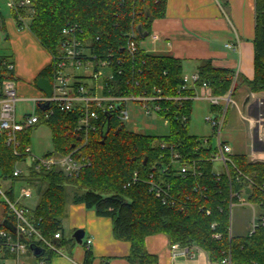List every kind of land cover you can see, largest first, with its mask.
I'll list each match as a JSON object with an SVG mask.
<instances>
[{
	"label": "trees",
	"instance_id": "1",
	"mask_svg": "<svg viewBox=\"0 0 264 264\" xmlns=\"http://www.w3.org/2000/svg\"><path fill=\"white\" fill-rule=\"evenodd\" d=\"M32 3L35 13L29 28L53 55L52 62L39 73L36 85L40 77L54 80L62 30L68 24H77V33L86 41L84 45L89 51L97 59H107L113 65L116 79L110 84L116 90L126 94H151L155 88H161L163 94L179 93L184 81L182 60L173 55L149 52L141 44L145 37L138 29L141 24L150 35L153 20L166 13L167 0H32ZM27 9L29 7L22 11ZM13 14L18 22V13L13 11ZM133 33L137 41L135 51L129 48ZM254 44L255 75L244 82L252 91H264V0H256ZM119 69H122L120 73ZM198 71L197 85L207 81L216 94H227L232 86L234 92L237 89L239 75L235 80L234 70L215 67L211 61H205ZM194 90L191 87L187 93L193 94ZM162 103L171 108L169 112H160L170 120L169 134L152 135L128 129L117 116L119 110L116 108L110 113L109 131L103 142V129L106 128L103 125L109 111L100 110L99 128L90 133L79 151L89 158V163L78 174L69 175L53 169L35 171L27 178L41 194L34 211L41 219L42 231L48 237L60 231L63 245L76 243L74 237L65 238L63 227L66 190L71 184L77 188L75 202L94 208L98 215L112 218L114 236L131 242L127 258L132 264H159V256L146 248V237L159 232L168 235L171 246L198 244L213 262L230 255L236 263L264 264V224L258 225L252 233L233 234L230 206L231 200L236 199L234 193L244 192L264 215V161H253L244 153L233 154L237 167L254 180L251 185L244 177L238 178L233 168L230 176L213 174L211 161L206 163L201 176L169 174L180 201L174 205L164 203L151 189L146 179L158 170L161 155L165 153L161 142L181 143V151H188L191 156L210 152L206 148L197 152L201 139L189 131L193 100H185L181 107L175 101ZM42 111L38 105L36 112L41 114ZM183 114L188 116L187 122H183ZM80 116L78 110L57 109L39 122L48 123L52 128L55 150L47 153L66 154L82 142L75 131ZM35 126L20 134L21 149L29 144ZM22 158L14 153L4 136L0 137V160L7 173L12 174L15 164ZM136 172L138 177L134 179ZM53 255L45 254L48 262ZM92 259L93 253L87 249L84 264H91ZM104 264L110 263L104 260Z\"/></svg>",
	"mask_w": 264,
	"mask_h": 264
},
{
	"label": "built area",
	"instance_id": "2",
	"mask_svg": "<svg viewBox=\"0 0 264 264\" xmlns=\"http://www.w3.org/2000/svg\"><path fill=\"white\" fill-rule=\"evenodd\" d=\"M7 4L12 11L18 13V27L21 29L30 27L32 16L35 13L32 0H7ZM28 7L26 12L22 11ZM77 31V24H68L62 30L54 80L51 81L53 93L51 95L43 93L34 98L37 103L49 102L50 104L48 108H43L41 114L33 112L19 117L17 103L20 96L15 75V61L9 55L0 54V137H5L6 143L13 148L14 153L23 157L21 160L28 161L25 167H21L19 166L21 160H19L11 174V172L5 171L0 160V204L3 206V214L0 218V224H2L0 227V264H26V257L33 254L32 244L39 245L45 250L44 254L36 256L40 264H47L46 253L55 255L65 252V245L61 244V232H56L53 237L46 236L40 227L41 219L34 211L35 206H30L27 203L33 198L35 189L37 190L35 185L27 181V178L31 177L35 171L53 169L62 170L69 175L78 174L89 163V158L81 155L79 149L88 141L90 133L99 128L100 110L111 113L117 108L119 110L117 116L126 120L131 117L128 108L129 102H140L147 114L169 112L170 105H165L162 101H175L181 107L187 99L206 98L213 106L217 107L214 114L207 115L206 120L210 122L218 137V145L214 146L211 143V138L205 137L201 139V147L196 149L197 152L204 148L210 149L209 154L191 156L188 151H181V143L169 141L160 143L165 153L161 155L158 170L151 172L146 180L164 203L174 205L180 202L179 196L174 193L172 182L168 178L169 174L175 173L182 177L201 176L204 174L206 163L210 161L213 162V174L218 176L228 174L230 176L231 168H233L238 178L242 176L249 180L250 185L254 183L251 176L237 167L233 158L232 146L221 139V131L227 119L229 107L236 104L233 97V86L227 94H216L207 81L197 85L196 82L200 79V73L197 71L191 75L183 76L184 81L179 86V93L176 95L163 94L161 88H155L151 94H126L122 90L120 92L110 84L112 80L116 79L113 65L107 59H97L84 45L86 41L78 35ZM134 35L135 33L132 34V37ZM155 37L157 36L155 35ZM227 45L234 46L232 42ZM129 48L131 51H135L137 48L135 39L130 40ZM79 68L85 71H76ZM121 71L122 69H119V73ZM237 77L238 73L235 72V80ZM197 86H201L200 92L195 89L193 94L187 93L191 87L196 88ZM57 109L80 112L81 116L75 131L80 135L82 142L78 146L75 144L74 149L66 154L54 152L37 156L32 153L30 144L21 149L20 134L49 118ZM181 118L183 122L188 120L186 114H183ZM254 124L259 127L258 139L264 141L263 120L259 119ZM257 161L259 160L257 159ZM217 162H221V166L217 167ZM134 176V179H137L138 172ZM17 179L24 183L17 184L15 182ZM34 180L38 182V179ZM234 195L236 199L231 200V208L236 204H254L244 192L237 191ZM261 223L264 224V215L254 213L249 232H254ZM92 241L91 237L83 240L87 249H90ZM178 247L175 250L176 253L194 256L200 246L191 243ZM216 262L219 264H244L233 262L230 255Z\"/></svg>",
	"mask_w": 264,
	"mask_h": 264
},
{
	"label": "crops",
	"instance_id": "3",
	"mask_svg": "<svg viewBox=\"0 0 264 264\" xmlns=\"http://www.w3.org/2000/svg\"><path fill=\"white\" fill-rule=\"evenodd\" d=\"M255 26L256 0H226L225 3L221 0H167L166 13L153 20L151 41L144 47L154 54L180 58L184 75L197 72L205 61L237 72L239 80L235 92L237 90L239 99H235V105L240 119L247 122L246 131L252 139L254 153L250 157L226 142L232 146L233 154L244 153L253 161H264V141L256 137L254 124L264 118V91H252L244 82L255 75ZM5 27L11 44L9 56L15 61L20 100L35 101L34 98L44 93L36 85V79L41 70L52 62L53 55L29 27L21 29L12 19L5 20ZM229 42L234 46H228ZM195 89L198 92L202 90L201 86ZM26 113L29 112L21 116ZM69 214V224L83 228L85 234L93 239L91 264H104V260L110 264H132L127 258L131 242L114 236L112 218L98 215L94 208L80 202L71 204ZM78 244L70 242L67 245L71 256L66 252L55 254L47 264H84L87 247L84 243L82 246ZM178 246H171L168 235L163 232L146 237V248L159 256V264H219L211 261L209 253L201 247L194 256H186L175 252ZM35 263L40 264L39 259Z\"/></svg>",
	"mask_w": 264,
	"mask_h": 264
},
{
	"label": "rangeland",
	"instance_id": "4",
	"mask_svg": "<svg viewBox=\"0 0 264 264\" xmlns=\"http://www.w3.org/2000/svg\"><path fill=\"white\" fill-rule=\"evenodd\" d=\"M222 2L225 3L224 1ZM6 19H12L17 22L12 9L7 4V0H0V54L9 55L11 54V44L8 37V29L5 27ZM142 41L145 43H143V46H146L147 43L151 41V36L148 35L147 37L143 38ZM76 71L84 72L85 70L79 68ZM233 97L235 99H239L237 90L234 93ZM17 106L19 117L24 112L31 113L37 108L35 101H31L28 99H21L20 101H18ZM128 108L130 110L131 117L129 119L123 120L126 128L152 135H166L170 133L171 125L168 118L157 113L147 114L145 112V109L141 106L140 102H129ZM214 108L216 107H214L212 103L206 98L194 99L193 111L191 112L189 120V131L191 134L199 136L200 139L210 137L211 143L214 146H217L218 137L214 132L210 122L206 120L207 115L214 114ZM262 119L264 122V118ZM246 128L247 122L240 119L237 106L235 104L230 105L227 119L221 131V139L223 141L232 143L236 151H244L251 157L254 153V146L251 137L247 134L248 131H246ZM256 134V137L259 138L258 125H256ZM29 144L31 146L32 153L37 156H42L49 151L55 150L51 126L48 123H38L31 131ZM27 162V160H21L19 162V166L25 167ZM216 166H221V162H217ZM15 182L19 185L24 183V181L19 179H17ZM76 189L77 188L75 186L69 184L66 190L67 209L65 217L63 218V227L64 236L69 240L71 239V237H73V233L75 232V230L79 228H74L69 224V208L71 204L75 203L74 194ZM40 195V192L35 189L33 198L28 200L27 203L30 206H35L41 197ZM253 205L251 203H247L236 204L233 206L231 214V231L233 234L242 235L249 232V229L251 228L253 222V214H259L261 211L258 205ZM2 214L3 206L0 204V218L2 217ZM87 237V234H85L84 240ZM79 246L82 245L80 244ZM65 252L67 255L71 256L70 248H68L67 245L65 246ZM28 257H30L29 259L26 258L28 264H36L35 262L38 258L34 254H30ZM102 259L104 260V258Z\"/></svg>",
	"mask_w": 264,
	"mask_h": 264
},
{
	"label": "water",
	"instance_id": "5",
	"mask_svg": "<svg viewBox=\"0 0 264 264\" xmlns=\"http://www.w3.org/2000/svg\"><path fill=\"white\" fill-rule=\"evenodd\" d=\"M138 29H139L140 34H141L142 37L148 36L149 32L147 30H143L141 24L138 26ZM37 86L42 91H44V93L47 94V95H51L53 93V85H52V82L47 77H40L37 80ZM39 105L42 108L45 109V108H48L50 104H49V102H39ZM110 116H111V114L109 112L107 114L105 123L103 125V128L106 125V128L103 129V142L105 141V138H106V136L108 134V131H109ZM79 139H80V137H79ZM84 236H85V230L83 228H78L73 233V237L75 238L76 242L79 243V244H83V238H84ZM32 249H33V254L35 256H40V255L44 254V251H45L43 247H41L39 245H36V244H32Z\"/></svg>",
	"mask_w": 264,
	"mask_h": 264
},
{
	"label": "bare ground",
	"instance_id": "6",
	"mask_svg": "<svg viewBox=\"0 0 264 264\" xmlns=\"http://www.w3.org/2000/svg\"><path fill=\"white\" fill-rule=\"evenodd\" d=\"M133 38V37H132ZM190 100V99H189ZM102 122V121H101Z\"/></svg>",
	"mask_w": 264,
	"mask_h": 264
}]
</instances>
